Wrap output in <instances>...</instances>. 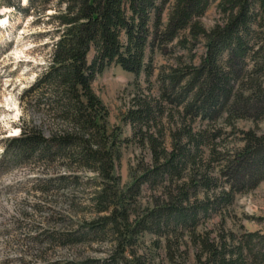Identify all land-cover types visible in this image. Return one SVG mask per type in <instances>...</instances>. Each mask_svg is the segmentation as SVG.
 Wrapping results in <instances>:
<instances>
[{
	"label": "trees",
	"instance_id": "1",
	"mask_svg": "<svg viewBox=\"0 0 264 264\" xmlns=\"http://www.w3.org/2000/svg\"><path fill=\"white\" fill-rule=\"evenodd\" d=\"M27 1V8L11 0H0V7L12 5L23 12L30 8L44 11L53 2ZM212 1H216L219 19L205 29L200 18ZM169 4L170 0H57L58 9L52 19L58 25L59 36L49 66L33 89L41 87L53 92L72 123L73 132L55 136L53 143L39 132L23 129L19 136L6 140L5 155L0 161V167L5 168L4 160L9 153L16 165L33 155L41 158L61 155L93 172L99 181L91 200L99 215L87 223L85 234L97 240L106 230L112 233L113 251L108 259L116 264L119 260L146 264L144 258L130 250L142 233L164 231L175 235V240L180 239L178 232L193 226L199 212L188 204L191 188L196 186L191 183L205 186L209 180L203 175L189 174L188 181L177 187L175 197L166 191L168 200L162 206L143 218L133 215L131 206L142 185L152 188L164 175L181 177L188 166L199 167L195 142L201 141L202 135L194 139L190 126H183L177 143L169 151L160 142L159 130L149 133L163 113L160 105L155 99H135L126 119L141 135L139 139L149 149L153 166L142 171L138 178L133 177L131 184L122 190L115 166L125 139L117 131L108 133L106 129L107 110L92 88L97 74L115 65L148 78L154 54L166 52L174 43V48L190 53L191 61V51L202 41L204 51L198 64H184L180 55L162 76L161 83H167L168 91L161 94L163 100L175 98V107L180 106L177 114L189 123L222 118L233 126L240 119L256 122L264 117V0H173ZM90 52L93 54L89 61ZM241 135L243 145L226 165L227 175L233 180L238 176L241 181L256 176V183L264 176V133L257 135L250 130L242 131ZM181 139L189 145L182 144ZM188 183L190 189H186ZM223 198L227 201L228 195L223 194ZM199 208L207 211L205 206ZM56 236L49 235L48 239L56 240ZM72 242L66 238L63 244ZM193 244L197 248L196 264H252L250 256L264 264V235L257 233L248 234L236 245H228L226 241L217 245L207 233L193 237ZM165 248L168 264H183L179 258L184 252L177 241L168 238Z\"/></svg>",
	"mask_w": 264,
	"mask_h": 264
},
{
	"label": "rangeland",
	"instance_id": "2",
	"mask_svg": "<svg viewBox=\"0 0 264 264\" xmlns=\"http://www.w3.org/2000/svg\"><path fill=\"white\" fill-rule=\"evenodd\" d=\"M56 2H49L44 11L30 8L23 12L12 5L0 7V161L5 155L6 140L19 136L23 129L39 132L53 143L55 136L73 132L72 123L53 92L41 87L33 89L49 66L53 45L59 36L58 25L52 19L58 9ZM172 2L170 0V4ZM11 3L22 8L29 5L27 0H11ZM218 19L216 1H212L200 23L209 29ZM173 45L164 53L154 54L148 78L111 65L92 82L94 93L107 110L108 133L117 131L119 137L125 139L120 144V158L115 166L122 190L131 184L133 177L138 178L142 171L153 166L149 149L142 146L139 139L141 135L136 134L138 132L126 119V114L135 106V99H155L160 105L163 113L157 126L151 125L149 133L159 130L160 142L169 151L177 143L183 126H190L193 138L202 135V140L195 142L199 167L188 166L181 177L164 175L152 188L142 185L131 206L132 214L143 218L168 200L166 191L174 193L175 197L177 187L188 181L189 174L203 175L209 180L205 186L195 181L191 183L196 186L191 188L188 204L199 212L193 226L178 232L180 239L154 230L139 236L130 250L144 258L146 264H168L165 248L168 238L177 241L180 251L184 252L179 261L196 264L193 237L208 233L217 245L223 241L236 245L248 234L264 235V176L256 183V176L244 177L242 181L237 176L233 180L226 168L236 149L243 145L242 131L264 133V117L256 122L240 119L233 126L222 118L214 122L196 119L191 123L182 118L177 114L180 106L175 107V98L163 100L161 97L163 92H168L167 83L163 85L161 78L180 55L184 64H198L204 49L202 41L199 42L191 51L193 58L189 61L190 53ZM92 54L88 55L89 61ZM262 86L264 88V77ZM180 141L189 145L185 139ZM52 147L55 150V146ZM9 149L12 151V147ZM4 161L6 167H0V264H116L108 259L113 251L112 233L106 230L97 240L85 234L87 223L99 215L91 200L99 181L93 172L61 155L49 158L33 155L16 165L12 164L9 153ZM186 186L187 189L190 184ZM223 194L228 195L227 201ZM200 205L207 211L198 209ZM55 234L56 240L48 239ZM66 238L73 242L63 244ZM249 260L259 264L253 256ZM117 264L126 262L119 260Z\"/></svg>",
	"mask_w": 264,
	"mask_h": 264
}]
</instances>
